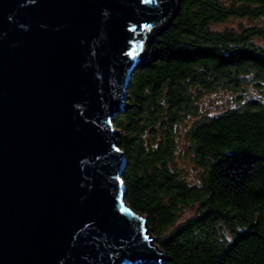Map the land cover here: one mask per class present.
Returning a JSON list of instances; mask_svg holds the SVG:
<instances>
[{
    "label": "water",
    "instance_id": "water-1",
    "mask_svg": "<svg viewBox=\"0 0 264 264\" xmlns=\"http://www.w3.org/2000/svg\"><path fill=\"white\" fill-rule=\"evenodd\" d=\"M177 7L0 0V264L167 260L125 202L112 121L145 35Z\"/></svg>",
    "mask_w": 264,
    "mask_h": 264
},
{
    "label": "trees",
    "instance_id": "trees-1",
    "mask_svg": "<svg viewBox=\"0 0 264 264\" xmlns=\"http://www.w3.org/2000/svg\"><path fill=\"white\" fill-rule=\"evenodd\" d=\"M145 37L112 121L125 202L167 257L144 264H264V0H178ZM218 92L229 105L203 112Z\"/></svg>",
    "mask_w": 264,
    "mask_h": 264
},
{
    "label": "rangeland",
    "instance_id": "rangeland-1",
    "mask_svg": "<svg viewBox=\"0 0 264 264\" xmlns=\"http://www.w3.org/2000/svg\"><path fill=\"white\" fill-rule=\"evenodd\" d=\"M236 23L232 21L226 22V26L228 25H235ZM251 92L253 89H249ZM231 95L230 93L227 92H218V93H213L205 97L200 101V105L202 106L203 112H210L213 113L215 111H218L222 109L223 107L229 105L230 100H231ZM190 124V120L188 122V125ZM184 136H180L177 140L178 144V153L176 158V162L178 167L180 168V171L183 172L185 177L187 179L192 180L195 176V170L188 159L187 155L185 154L184 146L186 145V139L183 138ZM188 214V213H187Z\"/></svg>",
    "mask_w": 264,
    "mask_h": 264
},
{
    "label": "snow or ice",
    "instance_id": "snow-or-ice-1",
    "mask_svg": "<svg viewBox=\"0 0 264 264\" xmlns=\"http://www.w3.org/2000/svg\"><path fill=\"white\" fill-rule=\"evenodd\" d=\"M121 210H122V211H127V209H125V208H122ZM145 239H147V237H145Z\"/></svg>",
    "mask_w": 264,
    "mask_h": 264
}]
</instances>
